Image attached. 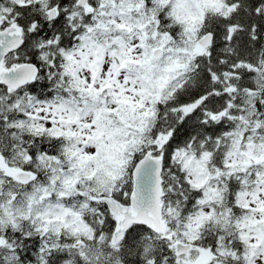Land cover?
Segmentation results:
<instances>
[{
  "label": "snow or ice",
  "instance_id": "obj_1",
  "mask_svg": "<svg viewBox=\"0 0 264 264\" xmlns=\"http://www.w3.org/2000/svg\"><path fill=\"white\" fill-rule=\"evenodd\" d=\"M0 264H264V0H0Z\"/></svg>",
  "mask_w": 264,
  "mask_h": 264
}]
</instances>
